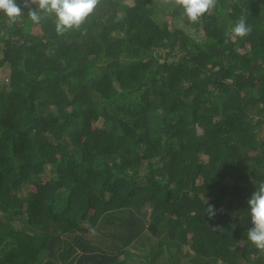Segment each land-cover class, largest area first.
<instances>
[{
	"label": "trees",
	"instance_id": "1",
	"mask_svg": "<svg viewBox=\"0 0 264 264\" xmlns=\"http://www.w3.org/2000/svg\"><path fill=\"white\" fill-rule=\"evenodd\" d=\"M23 11L0 12V264H264V0H98L62 34Z\"/></svg>",
	"mask_w": 264,
	"mask_h": 264
},
{
	"label": "clouds",
	"instance_id": "2",
	"mask_svg": "<svg viewBox=\"0 0 264 264\" xmlns=\"http://www.w3.org/2000/svg\"><path fill=\"white\" fill-rule=\"evenodd\" d=\"M98 0H0V12L9 20L16 21L27 9V16L33 23L45 17L55 18V31L62 34L78 28L93 13ZM183 9V16L191 22L198 21L203 14L213 9L215 0H177ZM35 5V7H33ZM251 31L246 20L241 17L231 28V38L245 37ZM255 190L247 200L248 217L251 227L247 229V239L257 248L264 250V181H257ZM207 215L214 217L216 209L207 205Z\"/></svg>",
	"mask_w": 264,
	"mask_h": 264
},
{
	"label": "rangeland",
	"instance_id": "3",
	"mask_svg": "<svg viewBox=\"0 0 264 264\" xmlns=\"http://www.w3.org/2000/svg\"><path fill=\"white\" fill-rule=\"evenodd\" d=\"M8 76H9V70L8 69L3 71V72H0V79L7 80ZM32 187L35 188V185H33Z\"/></svg>",
	"mask_w": 264,
	"mask_h": 264
}]
</instances>
